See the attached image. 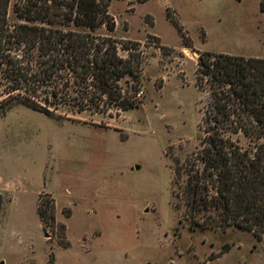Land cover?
I'll return each instance as SVG.
<instances>
[{
  "label": "rangeland",
  "instance_id": "1",
  "mask_svg": "<svg viewBox=\"0 0 264 264\" xmlns=\"http://www.w3.org/2000/svg\"><path fill=\"white\" fill-rule=\"evenodd\" d=\"M109 13L115 31L97 35L119 42L123 59L121 43L141 44L139 82L120 83L138 107L83 101L73 81L31 97L52 115L21 103L23 91L0 100H10L0 117V264H264L251 232L187 220L184 180L174 181L176 162L209 136L200 55L264 59V0H115ZM53 90L63 100L46 103Z\"/></svg>",
  "mask_w": 264,
  "mask_h": 264
},
{
  "label": "trees",
  "instance_id": "2",
  "mask_svg": "<svg viewBox=\"0 0 264 264\" xmlns=\"http://www.w3.org/2000/svg\"><path fill=\"white\" fill-rule=\"evenodd\" d=\"M113 1L21 0L14 8L18 22L13 23L11 0H0V100L23 91L21 103L52 115L31 97L42 84L59 87L73 81L83 101H105L123 111L138 107L136 96L120 83L126 77L139 82L141 44L121 43L129 52L123 59L119 42L97 35L116 29L109 13ZM185 47L192 49V44L186 41ZM196 85L209 89L204 119L209 136L196 157L176 162L174 181L184 180L186 218L207 228L236 227L264 244V59L202 54ZM49 99L58 103L63 95L53 90L45 102ZM9 103L0 102V117ZM239 136L249 141L247 148L234 139ZM45 213L40 215L47 224Z\"/></svg>",
  "mask_w": 264,
  "mask_h": 264
},
{
  "label": "water",
  "instance_id": "3",
  "mask_svg": "<svg viewBox=\"0 0 264 264\" xmlns=\"http://www.w3.org/2000/svg\"><path fill=\"white\" fill-rule=\"evenodd\" d=\"M198 138L201 139V136L199 135ZM137 169H139V167H137Z\"/></svg>",
  "mask_w": 264,
  "mask_h": 264
}]
</instances>
